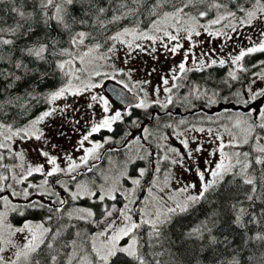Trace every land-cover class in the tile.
Here are the masks:
<instances>
[{
	"label": "snow or ice",
	"instance_id": "obj_1",
	"mask_svg": "<svg viewBox=\"0 0 264 264\" xmlns=\"http://www.w3.org/2000/svg\"><path fill=\"white\" fill-rule=\"evenodd\" d=\"M5 2L12 5L10 11L19 20L0 26V48L8 47L14 53L7 59L11 70L0 64V97H8L0 103V264H161L152 257L165 252L170 253V264H264V87H253L258 80L264 81V60L259 61L260 71L250 73L251 79L244 81L239 75L249 72L242 63L246 57L264 53V28L251 46L240 48L235 55L229 53L227 59L213 58L208 52L197 56L192 51L199 43L194 38L202 33L231 40L230 33L264 25V0H33L31 12L17 7V0H0ZM145 12L147 17L141 19ZM184 41L190 42V47L183 60L168 75L160 76L162 88H153L155 98L151 100L144 89L151 81L134 80V69L117 68L114 63L121 50L125 64L137 51L154 60L160 49L176 55L184 49ZM189 59L192 66H188ZM226 64L231 67L222 84L234 89L232 82H239V90L221 97L215 87L193 85L186 96L176 99L188 107H195L192 100H203L208 108L222 99L242 110L234 112L226 107L208 116L202 108L201 121L215 123L217 128L193 124L176 131L175 138L184 151L167 144L162 149L172 157L145 151L144 155L128 156L111 176L99 168L101 150L114 143V138L105 136L101 142L92 139L95 134L113 133L117 122L133 116V108L146 111L156 105L167 110L176 103L174 90L186 86L189 72ZM153 73H157L156 68L147 75ZM56 76L59 84L49 86L50 78ZM105 80L143 95H138V102H129V109L114 110L110 100L95 91ZM21 85L26 86L23 94L13 95ZM85 94L86 119L84 115L69 117L68 113L81 110L57 103ZM36 105L45 106L44 110L19 126L16 114L7 110L18 107L27 111ZM55 115L65 116L72 132L86 129L73 152L53 154L56 144L48 148L51 141L46 121ZM148 115L160 118L159 114ZM165 115L171 117L172 113L165 111ZM130 123L140 127L138 119ZM186 123L181 119L177 127ZM191 131L206 132L216 145L210 156L218 158L205 161L203 170L196 167L198 183L165 193L174 177L169 171L161 185L160 162L184 167L186 159L195 162V154L203 150L202 144L190 147L186 133ZM58 135L65 133L61 130ZM33 140L40 142L36 150L43 162L38 164L28 161L25 151L19 149L18 142ZM140 140V136L134 137L123 147L130 150ZM191 140L196 142V137ZM245 146L247 150H243ZM113 151L117 149L109 148L103 155ZM137 159L148 161L149 167L135 168L136 175H130L128 165L134 166ZM150 172L153 179L142 184ZM37 174L42 177L38 183L31 179ZM141 189L147 193L143 198L137 195ZM81 200L90 201L92 206H79ZM70 201L76 206L68 210ZM32 211L44 213L42 219H29L26 213ZM13 213L21 218L19 226L9 220ZM197 213L203 218L173 239L174 225ZM71 221L92 224L98 230H77L74 238L64 240V233L77 227ZM252 226L258 229L254 231ZM158 247L164 252H156ZM223 253L230 255L222 259Z\"/></svg>",
	"mask_w": 264,
	"mask_h": 264
},
{
	"label": "rangeland",
	"instance_id": "obj_2",
	"mask_svg": "<svg viewBox=\"0 0 264 264\" xmlns=\"http://www.w3.org/2000/svg\"><path fill=\"white\" fill-rule=\"evenodd\" d=\"M202 22H204V21H202ZM216 27L218 28L220 26L218 25ZM262 28H264V25H257L255 27V29L241 28L238 33H230V35L232 36L231 40H227L224 37L213 38V37H209L206 33H202V35L200 37L194 38V40L198 41L199 43H198L197 47L192 49V51L195 53L197 50L205 47L207 52L210 55H212L213 58H216L218 56L220 58L227 59L229 53L235 55L239 51V49H236V50L234 49V51L230 50V47H232V44L235 41L242 40L243 41V48L251 46L252 42L254 40L258 39V33L261 31ZM248 37H251V39H248ZM144 43H147V42H144ZM183 43H184V49H181V51L179 52L180 61L179 62H177V61L171 62V66L168 69L164 70L161 75H158L157 73H153L152 75H147V73L152 68H156L158 70V65L160 62L159 60L165 54V51L162 49L158 50V52L154 54L156 56L155 60L152 58V56L148 55L147 53H142V52H138V51L134 52L132 54V58L130 60H128L127 64L124 63V60L126 59L125 52H124V50H121V52L118 53L119 59H115L114 63H115L117 68H125L126 70L128 68L134 69V73H133V79L134 80H144V79L150 80L151 83L144 85V89H145V91L148 92V94H149L148 98H149V100H151V99L155 98L153 95V88H155V87H161L162 88L160 76L168 75L169 70L171 68L175 67L176 65H178L183 60V58H184L183 53L186 49H188L190 47V42L184 41ZM213 50H214V52H213ZM226 65H228L226 67H229V69H230L231 65L230 64H226ZM188 66H192L191 65V59H189ZM103 70L104 71H111V69H108V68H105ZM257 71H260V67ZM189 74L190 73H188L187 76ZM249 79H251V77L246 79L245 81H247ZM197 81H198L197 78L193 79V82H197ZM108 82H113V83L117 84L113 80H105L104 86L102 88L96 89L95 91L102 95V90H103V92H105L107 94V92L105 90V85ZM119 86H121V85H119ZM240 87H241V85H239L237 87V90H239ZM253 87H255V88L264 87V81L258 80L257 84L254 85ZM190 88H191L190 86L186 85L185 87H183L179 90V94L181 96H186L188 94V91ZM128 92L131 94H134V95L137 93L136 90L131 91V92L128 91ZM106 94L103 93V95H105L110 100V102L112 103L114 110H121V111L125 110L124 108H122L120 106L118 107V105H116L112 101V99L110 98L111 96L109 94H107L110 96V97H108ZM139 94L141 96L143 95V93H139ZM160 98L161 99L165 98L164 93L162 91H161ZM57 103L61 104V105L64 103H69L73 106V108L81 110L78 113H68L67 115L69 117L84 115V117L86 119L88 114H89V110L87 109L88 94H85L84 96H80V97L69 96L67 101L61 100V101H58ZM153 106H156V105H153ZM261 106L264 107V104H261ZM223 109L224 108H222V110L218 113L223 112ZM95 111H96L97 116H99L100 115V109L95 110ZM155 114L156 113H154V115ZM202 115L203 114L193 116L195 119H190L191 116L187 115V116L183 117V119H185V121L189 120V122H187L184 125H179L178 127H177L176 121L179 118H177V120L173 124H172V122H169L173 125L172 128L166 127L165 129H160V128L156 127L154 130H152L150 132V134H149V132H145V138H146V141L144 143L145 150L151 151L152 149H154L155 153L157 150H160L161 154H164V155L167 154L169 157H172L173 156L172 153H170V152L166 153V151H162V149H164L165 144H167L168 146H171V147L177 146V148H179V149L183 148L182 145H180L179 140H177L175 138V132L176 131H183L185 128H190L191 125H193V124H195L197 127H204L205 129H207L209 127H212L214 129L217 128V124H215V123H210L207 120H204L202 122L201 121ZM208 116H210V115H208ZM67 120L68 119L65 116L55 115L46 121L47 127L45 128V131H46V133L49 136V139L51 141L48 148L49 149L51 148V144L57 145V149L53 150V154H57V152H59L61 155H63V153H65V152H73L74 147H70L69 145L63 143L62 139L58 135V133L61 130H63L61 128V124L67 123ZM84 131H86V129H84ZM130 134H131L130 136L133 135V133H130ZM137 136H140V135L137 133L133 137H137ZM165 136L168 137L167 140L163 139V137H165ZM186 136L189 137L191 148L197 147L198 144L203 145V150L200 153L195 154V156L199 157L202 161L205 162L207 160H215L218 158V155L216 157L210 156V152H212L215 149L216 145L210 141V138L208 137L206 132L205 133H198V132L191 131V132H187ZM193 136L196 137V142H192L191 137H193ZM94 140H96V139H94ZM18 144H19V149L25 151L26 158L28 161L32 162L33 164H38V163L43 162L42 158L39 156V154L36 150L40 146V142L33 140V141H26V142H18ZM245 149H247V147H245L243 150H245ZM74 155H79V153H74ZM127 156H132V154L129 153ZM114 157L109 158V160L106 164L107 167L104 170L111 169L110 166L115 164V162L113 160ZM124 162L125 161H121L120 165H123ZM170 166L173 167V165H171L169 162V167L166 169V171L164 173L167 174L170 171L172 174V170H170ZM176 166L180 167L178 165H176ZM107 174L109 176L113 175L110 172ZM91 175L92 174H89V176H91ZM130 175H132V174H130ZM41 179H42V177L39 176V177L32 179V180H33V182L38 183ZM149 179L150 180L153 179V175L151 172L149 173ZM163 179H164V177L160 178V181L163 182ZM125 183H126V186L131 187L130 182H125ZM183 185L184 184L179 182L177 179H175V178L171 179L168 188L165 189V193H168V194L174 193L176 189H178L179 187H182ZM62 194H63V192H62ZM137 195L141 196L143 198L144 196L147 195V193H146V191L143 192V189H141V190H138ZM33 198H37V197L34 196ZM14 202H20V200L18 198H14ZM9 220L11 223H13L10 219V216H9ZM35 221H37V220H35ZM13 224L19 226L20 223H18V224L13 223ZM97 230L98 229H96L95 231H97Z\"/></svg>",
	"mask_w": 264,
	"mask_h": 264
},
{
	"label": "trees",
	"instance_id": "obj_3",
	"mask_svg": "<svg viewBox=\"0 0 264 264\" xmlns=\"http://www.w3.org/2000/svg\"><path fill=\"white\" fill-rule=\"evenodd\" d=\"M33 3V0H17V7H20L22 10H24L25 12H31L32 8L30 7V5ZM12 5L5 2V3H0V26L2 27H8L10 25H14L15 22L17 20H19V17L10 11ZM170 10V9H169ZM211 16V14H210ZM145 17H147V13H144V17H141V19H144ZM131 19V17L129 18ZM147 22V21H145ZM122 23H127V21H123ZM143 26V25H142ZM113 30H115V27L113 28ZM8 38H11V36H8ZM87 43V42H86ZM14 55V53L10 52L8 47H3L0 48V56L4 57L3 61H0V64H5L7 65V67L4 69L6 71L11 70L12 66L11 64H7V59L8 57ZM264 60V53H256L253 54L250 57H246L245 60L242 62L244 63L245 67L248 68L249 72L248 73H240L239 75L241 76V78L245 81L246 79L250 78V73L251 72H255L259 69V61ZM257 65V67H253V65ZM229 70V67H220V66H214L211 69H206L204 72H190V74L187 76V80L185 81V85L192 87L193 85H200L202 87H215L220 91L221 97L223 96H230L232 91L237 90V87L240 85L239 82H232L234 84V89H229L227 86H224L222 84V81L227 79V72ZM209 76H211V80H209ZM197 78L198 81L197 82H193V79ZM60 82V77L56 76L55 78H50L49 81V86H56L58 85ZM26 86L21 85V87L17 88L16 91L13 93V95H22L24 88ZM176 96H180L179 91L176 94ZM8 99L7 96L4 97H0V103H4L6 100ZM176 100V103L169 105L167 110H163L158 106H152L151 108L145 110H141V109H136L133 110V116L132 117H125V120L123 123L117 122V124H115L113 127L115 129V131L113 133H107V136H113L114 138V143L112 144H108L105 145V151L107 149L110 148H115L117 149V151H113V152H107L106 155H103V161H100L98 163V166L101 170H104L107 166V162L109 160L110 157H122V156H127L129 153L133 154L134 151V145L131 146L130 150L125 149L123 147L124 143L127 141V139L129 138V136L131 135L130 133H137L138 131H140L141 134V140L140 143L144 144L146 141L145 138V132L143 131L144 128H147L150 134V132L152 130H154L156 127L160 128V129H165V125L166 124H171L169 122H172V124L177 120V118H179L176 123L183 119V117L190 115V119H195L193 116L195 115H200L202 114L201 111H199L198 109L203 108L204 110H206L207 115H214L215 113H218L222 110V108H232L233 111H237V110H242L239 108V106L234 107L232 104H225L224 101L222 99L218 100V103L211 106V108L205 107V103L203 100H192V104L195 105V107H188L187 105L183 104L182 102H180V100L178 99H174ZM45 106L42 105H36L35 107H28L27 111L24 110V108H18V107H12V108H8L7 110L9 111V114L15 113L16 114V118H15V123L17 124V126L19 125H23L25 123H27L28 120H30L31 118H33L35 115L39 114V112H42L44 110ZM165 111L171 112L172 116L169 117L167 115H165ZM152 114L154 115V113L159 114V120H154L151 119L150 116L148 114ZM177 116V117H176ZM132 119H138V122L140 124V127H136L134 125H132L130 123V121ZM185 120V119H184ZM11 122V121H10ZM187 122H189V120H187ZM146 123V124H145ZM132 130H135L134 132ZM119 141V142H116ZM109 146V147H108ZM247 147V146H245ZM247 150V149H245ZM145 148L142 147V155L145 154ZM105 153V152H104ZM128 157V156H127ZM127 159V158H126ZM125 158L122 159V161L126 160ZM145 162V166L148 167V161L143 160ZM168 164V162H167ZM120 166V164L116 165L113 164L111 165V169H106L104 170L106 173H112L114 174L115 169ZM141 166V163L139 161L136 160L135 165H129V169L128 172L132 175H136L135 172V168H138ZM163 169V168H161ZM39 177V175H35L33 178L31 179H35ZM57 190L61 191V189H59V186H57ZM64 194V193H63ZM35 199V198H34ZM79 204V206H84V207H91V202L88 200H81L79 202H77ZM108 203H112V202H108ZM259 203V202H257ZM76 206L73 202L70 201L69 205L67 206L68 210H71L72 207ZM98 211V209H97ZM44 213L42 212H36V211H32L30 213H26V216L29 219L32 220H37L39 221L40 219H42ZM203 218V214L202 213H197L195 215H193L192 217L183 220L180 224H176L174 225V233L175 235H173V239H176L177 236L179 235V232L191 227V226H195L200 219ZM10 219L13 223L18 224L21 223V218L19 216H17L16 214H10ZM70 223H75L77 225L76 228H69V230L67 232L64 233V240H70L72 238H74V233L77 230H83L85 232H94L96 230L95 225L92 224H85L83 222H78V221H71ZM253 230H257L258 226H252ZM233 235H235V233H233ZM238 240V237H237ZM63 241H61L62 243ZM165 248H167V245H165ZM156 252H164V248H160L158 247L157 249H155ZM230 253H223L222 254V259H227L229 257ZM152 259H159L161 261V264H170V253L169 252H165L164 255L162 256H156V257H152ZM244 259H247V257H244ZM205 264H208V262L206 261Z\"/></svg>",
	"mask_w": 264,
	"mask_h": 264
},
{
	"label": "flooded vegetation",
	"instance_id": "obj_4",
	"mask_svg": "<svg viewBox=\"0 0 264 264\" xmlns=\"http://www.w3.org/2000/svg\"><path fill=\"white\" fill-rule=\"evenodd\" d=\"M233 47V48H232ZM232 47H230V50L231 51H234V49H240L243 47V41L242 40H238V41H235L233 44H232ZM202 52H207L206 48L203 47L199 50H197L195 52V54L197 56H199ZM159 65H158V70H157V74L158 75H161L162 72L166 69H168L170 66H171V62H174V61H177L179 62L180 61V54H176V55H171L170 53H167L165 51V54L164 56L159 60ZM216 66H219V65H216ZM225 66H228V65H225ZM190 73V72H189ZM164 76V75H162ZM180 90V89H179ZM178 90V91H179ZM105 91V90H104ZM177 90H174L173 92V96H174V99L177 98L176 94L178 93ZM106 94L105 92H103L102 90V95ZM108 94V93H107ZM106 94V95H107ZM135 95H139L141 96L139 93H136ZM108 97H110L109 95H107ZM180 97V96H178ZM111 98V97H110ZM112 99V98H111ZM112 101L118 105V107H122L124 108L125 110L129 109V107H124L122 106L121 104L117 103L115 100L112 99ZM99 107L96 108V110H98ZM202 108L198 109L199 111L201 110ZM133 110H136V109H132ZM204 110V109H203ZM204 112H206V110H204ZM146 124V123H145ZM61 128L63 129L64 133H65V136H60V138L62 139L63 143L69 145L70 147H74V145L76 144V141L79 139V136L82 134V132L84 131V128L81 127V133H76V132H72L71 131V125L68 123V120H67V123H63L61 124ZM133 132L135 130H132ZM107 131H102L101 133H98V134H95L92 139H96L98 141H101L103 140V137L107 136ZM140 136V131L137 132ZM137 133H133L132 136H129V138L127 139V141H131L134 137L135 134ZM109 147V146H108ZM134 151H133V154L132 156H136V155H142V147H144V144L142 143H138V144H135L134 146ZM110 148V147H109ZM177 148V146H176ZM179 149V148H178ZM180 151L183 152L184 149L183 148H180ZM105 152V149H102L101 150V153H102V156ZM151 152H153L155 154V150L152 149ZM156 153H159L160 157H162L164 154H161L160 150H157ZM123 158H127V156H122V157H114V162L116 165L120 164V162L122 161ZM153 159L152 157H149V160ZM100 161H103V158L100 160ZM100 161H98L97 163H99ZM137 161H139L141 163V166L140 167H146L145 166V162L143 160H139L137 159ZM168 162V164H167ZM199 166L201 168V170H203V168L206 166L205 165V162L202 161L199 157L195 156V162L193 161H189V160H185V165L184 167H177V166H170V170H172V176L177 179L179 182L183 183L184 185L185 184H191V183H198V176L196 174V167ZM129 167V165H128ZM149 167V165H148ZM169 167V161H161L160 162V168H163L161 169V173L159 174V179L160 178H163L166 173H164L166 171V169ZM139 168V167H138ZM186 168H190L191 171H186L185 169ZM147 181H150L149 179V174L145 177L144 181H142V183H145ZM163 182H161V185H162ZM156 190H154L155 192ZM143 192H145L143 190Z\"/></svg>",
	"mask_w": 264,
	"mask_h": 264
},
{
	"label": "water",
	"instance_id": "obj_5",
	"mask_svg": "<svg viewBox=\"0 0 264 264\" xmlns=\"http://www.w3.org/2000/svg\"><path fill=\"white\" fill-rule=\"evenodd\" d=\"M113 89H115V91ZM105 90L112 99H114L117 103L121 104L124 107H129V102L133 104L138 102L137 95L129 93L126 89H123L122 86H119L113 82H108L105 85ZM118 92L120 93V95H117Z\"/></svg>",
	"mask_w": 264,
	"mask_h": 264
}]
</instances>
